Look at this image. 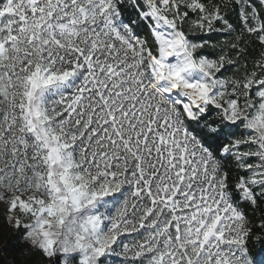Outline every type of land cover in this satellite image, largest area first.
Returning <instances> with one entry per match:
<instances>
[{
	"label": "snow or ice",
	"instance_id": "6c2138e0",
	"mask_svg": "<svg viewBox=\"0 0 264 264\" xmlns=\"http://www.w3.org/2000/svg\"><path fill=\"white\" fill-rule=\"evenodd\" d=\"M0 264H264V0H0Z\"/></svg>",
	"mask_w": 264,
	"mask_h": 264
}]
</instances>
